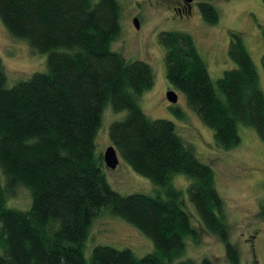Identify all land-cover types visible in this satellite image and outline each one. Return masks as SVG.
Instances as JSON below:
<instances>
[{"label":"trees","instance_id":"obj_1","mask_svg":"<svg viewBox=\"0 0 264 264\" xmlns=\"http://www.w3.org/2000/svg\"><path fill=\"white\" fill-rule=\"evenodd\" d=\"M121 11L119 0H0L7 31L47 53L45 71L12 86L0 60V264H171L184 254L185 239L199 237L171 181L178 173L190 179L188 198L201 227L224 244L230 264L239 262L212 168L171 120L150 118L138 104L153 73L147 62L112 48L121 36ZM198 11L206 23L218 21L213 0H200ZM159 43L170 87L213 130L216 145L235 147L238 123L254 127L264 141V93L239 33L230 32L227 51L237 67L215 81L189 32L163 33ZM261 62L264 69V54ZM106 106L125 111L109 126L110 143L136 173L163 187V195L121 194L110 186L95 151ZM18 186L30 191L27 210L6 204ZM103 209L149 236L154 250L139 257L98 244L86 257L93 220ZM199 264L214 262L203 257Z\"/></svg>","mask_w":264,"mask_h":264},{"label":"rangeland","instance_id":"obj_2","mask_svg":"<svg viewBox=\"0 0 264 264\" xmlns=\"http://www.w3.org/2000/svg\"><path fill=\"white\" fill-rule=\"evenodd\" d=\"M135 1L120 0L125 10L123 17L128 12L131 14ZM213 4L219 13L215 24L205 23L197 8H193L191 17L183 26L193 36L209 76L215 81L225 70L237 67L227 53L230 32H237L255 65L259 87L264 93V69L261 62L264 54V1L213 0ZM126 26L112 48L127 59L147 62L153 73L152 86L138 97L140 108L150 118L171 120L177 133L193 148L198 159L212 168L216 190L224 203L223 214L230 226V240L238 249V264H264V218L259 214V204L264 200V141L259 138L254 127L238 123L239 143L231 149L216 145L213 130L189 107L181 91L174 89L177 93L176 103L167 100L166 92L172 88L166 79L164 49L159 41L156 43L148 35L145 40L151 44L149 50H135L130 46V40L133 41L132 32ZM124 40L127 41L126 46L120 47ZM46 59L47 53L37 52L26 40L13 37L0 20V60L7 75L8 86L27 79L35 72L45 71ZM174 108L181 111V116L174 113ZM124 115L125 111L113 112L109 106L103 109L101 125L95 138L97 154L111 144L108 137L110 124ZM118 157L119 163L114 169L103 167L112 189L121 194L138 192L163 195V187L136 173L119 154ZM0 181L2 185L5 184L1 171ZM171 181L181 191L180 199L184 203L182 207L190 214L191 223L196 225L199 233L196 241L185 239L184 254L171 264H177L179 260L186 258L199 264L203 257L211 258L214 264H230L226 259L224 244L199 224V216L188 198L187 186L190 179L178 173L172 176ZM6 204L21 210L29 209L30 191L24 186L16 187L8 195ZM98 244L118 249L128 248L139 257L154 250L149 236L122 218L112 215L107 209H103L93 220L85 256L88 257L92 247Z\"/></svg>","mask_w":264,"mask_h":264},{"label":"flooded vegetation","instance_id":"obj_3","mask_svg":"<svg viewBox=\"0 0 264 264\" xmlns=\"http://www.w3.org/2000/svg\"><path fill=\"white\" fill-rule=\"evenodd\" d=\"M199 2L200 0H136L134 6L132 7L131 14H128V12L125 17H123L125 10L120 2L122 7L120 18L121 35L124 31L125 25H127L126 28L132 32L131 39H133V41L128 39L131 42L130 46H132L135 50H144L146 52L151 47V44H148L145 40L148 35L149 37H153L157 43L159 41V36L163 33L173 30L185 31L183 26L191 17L193 8H197L198 11ZM202 19L203 17L201 15V20ZM135 20L136 22H134ZM126 42V40L122 41L120 43V47H125ZM115 43L116 42L113 44Z\"/></svg>","mask_w":264,"mask_h":264},{"label":"water","instance_id":"obj_4","mask_svg":"<svg viewBox=\"0 0 264 264\" xmlns=\"http://www.w3.org/2000/svg\"><path fill=\"white\" fill-rule=\"evenodd\" d=\"M186 1H192V0H186ZM134 22H136V20ZM166 98L169 102L176 103L177 93L174 91V89H169L166 92ZM102 160L105 167L109 169H114L118 165L119 163L118 152L113 144H109L102 152Z\"/></svg>","mask_w":264,"mask_h":264}]
</instances>
